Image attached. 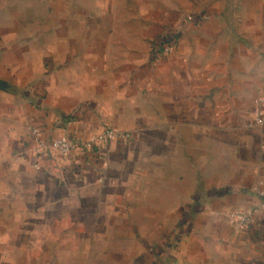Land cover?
I'll return each instance as SVG.
<instances>
[{
    "label": "rangeland",
    "instance_id": "374dc122",
    "mask_svg": "<svg viewBox=\"0 0 264 264\" xmlns=\"http://www.w3.org/2000/svg\"><path fill=\"white\" fill-rule=\"evenodd\" d=\"M238 2L0 0V50L3 46L12 53L15 74L26 70V84L13 88L20 115L28 104L25 93L41 86L47 91L45 98L61 106L57 111L63 120L74 117L84 103L80 109L91 114L96 110L109 122L94 128L96 132L117 133L116 138L99 143L90 142L98 133L87 142L73 140L84 153L87 175H78L72 183L82 177L93 179L84 190L71 187L67 178L53 192L39 191L38 185L29 194L20 187L24 174L18 172L28 167L29 160L32 170H46L39 162L46 157L45 150L34 146L38 128L21 116L8 126L1 121L0 134L8 136L9 144L1 142L0 149L12 147L13 158L0 157V264H54L60 252L65 259L73 249L81 250L78 242H100L90 235L98 230L118 232L131 251L137 246H164L198 209V198L208 187L264 184V137L247 133L246 128L253 112L246 100L252 87L241 76L221 75L219 62L203 61L204 84L168 101L169 85H159L158 96L147 89L130 98L124 94L117 103L112 97L99 100L91 95L94 89L109 93L119 80L127 84L128 77L160 56L169 58L179 49L187 28H201L217 17L216 9H229ZM211 8L217 13H209ZM176 16L180 19L171 27L169 22ZM83 92L85 100L76 102L74 96ZM7 102L0 98V104ZM93 104L96 108L91 110ZM28 148L39 161L27 159L31 158ZM93 151L96 158L91 160ZM256 189L264 202V192ZM81 197L95 203L121 200L127 215L113 223L101 222L103 207L98 208L97 218L86 215L74 203ZM52 199H61L60 205L50 207ZM255 212L233 214L234 227L249 228ZM243 216L248 220L236 223Z\"/></svg>",
    "mask_w": 264,
    "mask_h": 264
},
{
    "label": "crops",
    "instance_id": "0c3cea01",
    "mask_svg": "<svg viewBox=\"0 0 264 264\" xmlns=\"http://www.w3.org/2000/svg\"><path fill=\"white\" fill-rule=\"evenodd\" d=\"M238 1L237 5L229 9L222 7L216 9L217 17H211L205 21L201 28H187L179 49L169 58L160 56L159 61L154 60L152 64L144 66L142 71L136 73L134 77H128L127 84L123 79L119 80L113 91L110 90L111 93L103 94V91L94 89L91 95L99 100L103 96L106 99L112 97L117 103L123 100L121 98L124 94L130 98L147 89L151 90V95L158 96V86L169 85L171 90L165 93L167 101L170 100V96L171 98L180 94L185 96L188 90L204 84L206 69L203 61L211 59L210 62L213 60L216 64L219 62V68L223 73L221 75L233 78L241 76L246 79L244 81H248V85H251V93H246V95L249 94L246 100L248 99L253 110L246 121L247 133L264 137V125L254 124L257 112L264 113V102L258 103L259 100L264 101V0ZM209 13L217 12L211 8ZM176 17L171 18L169 22L171 27L180 19ZM8 52L2 46L0 98L5 97L9 102L0 104V126L2 120L5 121V126H8L18 122L19 116L21 119L24 117L25 123L41 130V143L50 144L63 136L87 142L93 133L99 132H96L94 128L98 126L104 128L109 124L103 114L99 112L96 114V110L95 114H91L88 109L87 112L80 109L84 103L73 113L76 114L74 117L63 120L57 111L61 109V106L58 105L59 103H52L54 102L52 99L49 102L50 99L45 98L47 91L41 86L34 87L27 94L25 93L28 104H25L24 110L25 108L26 110H22L24 112L20 115V109L14 103L17 94L13 88L16 85L26 84V70L22 71L21 75L15 74L12 53ZM223 59L228 60V63L222 62ZM29 78L34 79L33 76ZM211 84L209 82V85ZM51 96L54 95L50 94V98ZM86 97L83 92L81 95L76 94L74 100L83 102ZM29 100L33 104L30 105ZM112 102L115 103L113 100ZM166 107H168L167 103ZM95 108L96 105L93 104L91 110ZM1 142L9 144L8 136L3 138L0 134V144ZM34 146L40 149L35 141ZM11 148L0 149V157L13 158ZM30 150L32 151L28 148L29 152ZM32 153L28 154L31 156L27 158L28 160L40 158L35 155L34 157ZM89 155L91 160L96 158L94 151ZM45 156L38 161L46 170H32L29 160L28 167L18 172V174H24L19 182L20 187L29 194L33 188L37 189L35 187L38 185L39 191L43 188L44 191L53 192L59 189V186L62 187V183H65L67 178H70L71 187L81 190L93 181V179L83 180L87 173L83 170L86 165L85 156L81 150L76 149L69 156H63L49 148L45 150ZM10 171L11 174L15 173L13 170ZM78 175L83 176L82 180L77 178L76 183L73 184L72 180ZM262 185L254 182L250 186L208 187L207 192L200 199L198 198L196 206L198 209L182 221L178 235L164 246L155 245L149 248L137 246L131 251L127 249L129 244L123 240V237H119L118 232L98 230L90 235L97 237L100 242H78L77 244L83 245L81 250L73 249L70 257L65 259L60 252V257L54 264H264V209L262 207L264 202L256 189L259 188L264 192V184ZM107 189L104 188L103 191ZM60 201L61 199H52L48 204L51 205L50 207H57ZM74 203L75 206L82 208V213L95 218H97L95 215H98V208L103 207L101 222L107 220L108 223H113L127 215L121 200L100 199L98 203H95L93 199L81 197ZM249 209H256L253 223L249 228L237 230L233 225L232 215ZM95 244L102 248L95 247ZM128 258L129 261H127Z\"/></svg>",
    "mask_w": 264,
    "mask_h": 264
},
{
    "label": "built area",
    "instance_id": "2783aa9c",
    "mask_svg": "<svg viewBox=\"0 0 264 264\" xmlns=\"http://www.w3.org/2000/svg\"><path fill=\"white\" fill-rule=\"evenodd\" d=\"M263 103V100H259L258 103ZM255 125H259V126H263L264 125V113L262 111H258L256 114V118L254 121ZM36 132L34 133V140L36 142V144H38L40 146V149L46 150V149H53L54 151L58 152L61 155L67 156L69 155L72 151L79 149L78 143L73 141L72 139H70L69 137H61L59 139L54 140L53 142H51L50 144H44L41 143L40 140V132L39 130H35ZM117 137V133L114 132L113 130H104L103 132H100L98 134H95L90 142L91 143H99L105 140H110V139H114ZM249 216V215H248ZM248 216H243L242 218H238L240 219L238 221V219H236V223L239 222L241 225H243L247 220H248ZM173 264H178V263H173Z\"/></svg>",
    "mask_w": 264,
    "mask_h": 264
}]
</instances>
